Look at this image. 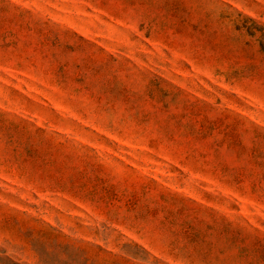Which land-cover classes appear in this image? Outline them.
Masks as SVG:
<instances>
[{
	"label": "rangeland",
	"instance_id": "1",
	"mask_svg": "<svg viewBox=\"0 0 264 264\" xmlns=\"http://www.w3.org/2000/svg\"><path fill=\"white\" fill-rule=\"evenodd\" d=\"M0 264H264V0H0Z\"/></svg>",
	"mask_w": 264,
	"mask_h": 264
}]
</instances>
